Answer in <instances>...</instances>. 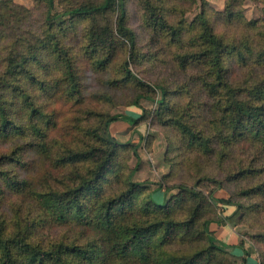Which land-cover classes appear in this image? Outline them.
<instances>
[{
  "label": "trees",
  "instance_id": "1",
  "mask_svg": "<svg viewBox=\"0 0 264 264\" xmlns=\"http://www.w3.org/2000/svg\"><path fill=\"white\" fill-rule=\"evenodd\" d=\"M35 1L48 4L42 30L19 28L17 35L0 38L9 48L0 55V145L15 144L0 148V264H225L227 247L211 232L215 221L206 213L207 198L178 187L183 193L168 205H158L152 195L141 202L144 187L132 181L134 171L124 188L112 190L121 144L102 137L100 129L77 131L67 141L55 138V113L45 111L35 94L38 87L51 89L62 94L59 100L81 106L84 61L109 75L110 87L139 89L134 105L160 89L162 106L173 110L165 122L176 130L180 151L216 163L218 177L200 181L221 189L240 186L239 195L252 200L251 211L259 213L264 211V20L245 21L237 10L240 0H229L222 16L239 23L242 33L223 37L206 11L188 25L185 12L179 16L176 7L169 13L161 6L165 0H138L142 26L152 34L145 51L129 25L128 0H87L60 12L57 0ZM8 9L21 17L26 13L12 1ZM168 48L174 50L165 64L172 62L185 75L178 86L179 97L189 100L183 109L168 99V84L146 81L132 68L164 59ZM238 64L239 73L232 74ZM201 96L212 107L205 108ZM112 120L104 115L100 125L106 128ZM30 153L53 175L25 177ZM220 200L245 209L233 199Z\"/></svg>",
  "mask_w": 264,
  "mask_h": 264
},
{
  "label": "rangeland",
  "instance_id": "2",
  "mask_svg": "<svg viewBox=\"0 0 264 264\" xmlns=\"http://www.w3.org/2000/svg\"><path fill=\"white\" fill-rule=\"evenodd\" d=\"M11 1L26 10L24 16L21 17L8 9ZM84 1L87 0H57L55 12H60L66 6L80 4ZM165 1L166 3L162 2L161 6L165 7L169 13L175 7L180 12L179 16L185 12L183 17L188 25L203 11H206L218 35L240 37L242 33V26L239 23H229L226 17L222 16L229 0ZM240 3L237 10H242L245 21L264 20V0H240ZM47 5V2L35 0H0V38L4 35H17L19 28L27 29L33 33L40 32L44 27ZM142 12L138 0H128L129 25L139 35L140 45L146 51L147 47H151L149 39L152 34H149L142 26ZM189 39L191 40V36L187 41ZM7 43L5 46L0 45L1 56L4 55L1 52L9 50ZM156 47L159 49L160 46ZM171 50L174 48L167 49L164 59L159 58L156 62L151 63L143 60L140 64H134L132 68L146 81L151 83L163 81L165 85L168 84L167 88L171 94L168 99H172L175 108L183 109L182 106L187 105L189 100L179 97L178 86L181 82L185 83V75L181 72L177 73L172 62L165 64L170 61ZM124 56L126 57L123 55L121 60ZM55 66H53V71ZM240 67V64L234 66L232 74L239 73ZM79 68L84 98L81 106H73L66 103L64 99L59 100L62 94L56 96L51 89L47 92H43L39 87L36 89L37 101L44 104L45 111L50 114L51 111L55 113V117H53L55 124L51 125L54 128L52 130L54 137L60 138L61 141H67L69 136L74 135L77 131L100 129L102 137L110 136L122 146L118 154L121 169L117 171L110 186L112 190L124 188L128 175L134 171L132 181L142 184L144 187L143 195L140 197L141 202L146 201L148 196L152 195V200L158 205H168L180 193H183L178 187H185L187 191L202 194L208 200L206 213L215 221L210 228L216 238L218 239L219 235L223 236L228 231L231 235H235L237 244L244 247L248 256L254 257L257 264H264V211L259 213L251 211V208L254 207L252 200L239 195L240 186L238 185L235 187L234 184H228L226 189H221L208 181H200L204 176L219 175L216 163L203 154L191 153L189 150L180 151L181 142L176 130L165 122L167 117L173 116L171 113L173 110H167L162 106V91L156 89L153 98H141L138 100V105H134V99L140 93V90L135 86L130 84L117 88L110 87L109 75L98 73L88 61L80 63ZM40 71V69L36 70V72ZM109 73L111 74V72ZM42 79L48 81L49 77L44 76ZM200 99H202L205 108L212 107L213 102L209 98L201 96ZM207 109H205L206 112ZM104 115L113 117L106 128L100 125V118ZM127 117L138 121L132 124L128 122ZM8 147L11 150L15 144L0 145V148L4 150H8ZM28 160L30 164L24 168L26 172H22L25 177L41 179L47 174L53 175V171H49L47 165L36 159L34 153H30ZM60 175L64 176V174ZM212 193L215 198L211 199ZM220 199H233L241 202L245 209L241 210L236 206L227 205ZM232 250L224 249L225 264H245L243 258L247 255L243 250L240 249L242 256H237Z\"/></svg>",
  "mask_w": 264,
  "mask_h": 264
},
{
  "label": "crops",
  "instance_id": "3",
  "mask_svg": "<svg viewBox=\"0 0 264 264\" xmlns=\"http://www.w3.org/2000/svg\"><path fill=\"white\" fill-rule=\"evenodd\" d=\"M218 240H219V242H221L222 244H224L227 247L226 249H230V250L233 249L232 251H234V253L237 256H242V255H240V249L243 250L244 254L247 255V257L243 258V261H244L245 264H257L256 259L254 257L248 256V254L246 253L244 247L240 246L239 244H237L235 235H231L227 231V232L224 233L223 236L219 235L218 236Z\"/></svg>",
  "mask_w": 264,
  "mask_h": 264
}]
</instances>
